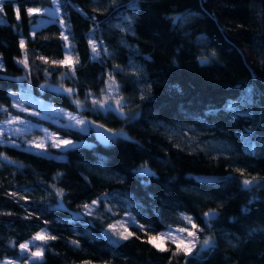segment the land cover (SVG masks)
<instances>
[{"label": "trees", "instance_id": "obj_1", "mask_svg": "<svg viewBox=\"0 0 264 264\" xmlns=\"http://www.w3.org/2000/svg\"><path fill=\"white\" fill-rule=\"evenodd\" d=\"M0 5V105L7 109L0 111V121L13 114L36 117L13 107L30 90L31 100L131 137L101 144L93 129L62 128L50 114L37 119L59 135L89 144L56 157L0 141V153L8 158H0V261L28 259L19 244L46 229L56 239L44 245L42 264H185L183 254L172 256L174 245H168L171 251H159L135 226L129 228L135 236L113 244L104 235L111 236L107 225L127 219L130 211L154 230L153 236L169 226H185L180 213L192 216L203 229L199 239L212 237L215 246L202 252L198 246L200 255L190 264H264V184H242L245 178H264V0H62L64 25L26 12L51 7L53 0H0ZM90 39L99 45L98 54ZM66 43L79 63L74 77L62 79L67 68L50 62L64 59ZM213 52L215 59L200 63ZM25 55L27 69L18 63ZM109 73L126 100L129 119L93 112L91 101L85 100L89 91L99 96ZM44 82L76 93L69 97L40 89ZM246 89L252 90V102L240 111L251 114L234 119L224 106L239 102ZM76 99L85 101V110H77ZM210 106L220 111L210 114ZM137 112L139 117L130 119ZM248 129L254 154L239 135H249ZM145 162L154 176L138 177L133 171ZM198 175L230 176L200 182ZM58 189L63 190L62 201ZM101 194L112 195L92 215L74 219L83 204ZM209 210L218 216L206 221L203 214Z\"/></svg>", "mask_w": 264, "mask_h": 264}, {"label": "snow or ice", "instance_id": "obj_2", "mask_svg": "<svg viewBox=\"0 0 264 264\" xmlns=\"http://www.w3.org/2000/svg\"><path fill=\"white\" fill-rule=\"evenodd\" d=\"M117 0H113V3L115 4ZM62 0H53V9L49 10H42L39 8H32L29 7L26 9L27 14L29 17H32L33 15L40 14L42 11H47L48 15L50 16H56L60 12ZM4 12V8L2 5H0V13ZM16 13V19L20 20V8L17 6L15 8ZM95 19V17H93ZM175 19H181V17H177ZM62 25L65 24L63 20L60 21ZM34 34V33H33ZM62 38L67 42L68 36L64 35V33H61ZM89 44L92 47V51L94 54L97 53V48L99 45L95 42V40L90 39ZM25 41L23 39L20 40V47L21 49H24ZM66 54L64 56L63 60L59 61H51L50 63L53 65H60L65 66L67 68V71L63 72L61 74V78H71L75 76V65L79 63L78 60H73L71 56H69L67 53L72 50V46L68 43L65 44ZM216 58L215 52L211 53V55L208 56H202L200 58L201 64H207L211 60ZM41 60H44L46 63L49 61L46 57H40ZM18 63L22 64L26 69L29 68V63L27 56L25 55L24 59L18 60ZM3 65L0 64V68H2ZM46 75H51L52 73L48 70H45ZM71 74V75H70ZM19 79V78H17ZM42 87H47V85H42ZM58 92H61L69 97L75 95L76 89L74 88H64L63 85H60L59 88L56 89ZM151 92V86L148 88V93ZM251 89H246L241 95V99L239 102L229 101L224 106V111L230 112L233 116V118H237L242 115H250L251 113L247 112H241L240 106L246 105L252 102L251 99ZM9 95L16 97L19 94L17 93H10ZM25 96L29 101H31V95L30 90H26ZM146 98V95L142 91V94L140 96L141 100H144ZM85 100L91 101V108L90 110L93 112H102V113H116L120 118L122 119H129L127 114L124 111V106L126 103V100L124 97L119 95V85L117 84L114 77H112L111 73H109V78L105 82V87L101 89L99 96H97L95 93L89 91L85 93ZM75 105L77 110H85L86 104L85 101L76 99L72 101ZM13 107H16L20 109L21 111L27 112V108H23L21 104H14ZM41 107L47 111H53L56 113L57 118L61 119L66 117V121L60 125V127L68 129V130H74L79 132H87L92 128H95L97 131V136L99 140L104 143L105 145H110L113 142H115L118 138H124V139H131V137H128L127 134L121 129L119 131L113 130V129H106L103 124H97L96 121H87L85 119L80 118L78 114H74L71 112H67L66 110L61 109H54L52 106L48 105H41ZM0 111H7V109L4 108V106L0 105ZM220 111V109H216L214 106H210V114H215L216 112ZM33 116H41L42 113L40 112H34L31 113ZM140 113L137 112L134 116H132L130 119L135 120L139 117ZM29 121H26L19 115L16 116H9V119L0 122V124H3V127H0V137H2L5 134V130H8L9 132L14 133L15 135L19 136L21 135L26 129L17 128V127H10L15 126L17 124H28ZM46 131V139H51L52 143L51 146L55 147L57 149H61V151H67L71 148L78 147L79 145L76 144L71 139H66L63 137H60L56 135L55 133L51 134V136H47V130ZM249 135L244 136L241 135L242 139L245 141L246 150L249 153L254 154V150L256 145L252 143V137H251V129L246 130ZM9 143H11L14 147H18L19 145L16 143L15 140H9ZM28 144L36 149L41 150L40 154H46V148L49 146L45 139H41L39 141H28ZM88 147H92V145H87ZM0 158L7 160L8 158L4 156L2 153H0ZM133 171L137 174L138 177H151L154 176L155 173L152 172V170L148 167L147 162L140 165L138 168L133 169ZM237 172H240L241 175H243L242 169H237ZM60 174L58 173L57 176ZM196 179H203L200 177H197ZM255 177L253 178H245L242 181V184L244 188H249L253 184L256 183ZM141 183L147 184V181L141 180ZM14 195V194H13ZM63 190L58 189L56 191V196L62 201L63 199ZM112 194H101V196L97 197L96 199L92 200L91 203H85L82 207V213H78L74 219H78L81 215H92L94 209L97 208V206L105 200L109 199V196ZM57 207H63L62 203H58ZM131 207V205H129ZM108 211H111V208H107ZM204 217L207 220H214L218 216V212L216 210H209L206 211L204 214ZM125 216L127 219H124L117 224H108L107 230L111 233V236H108L107 233L104 235L113 243L118 244L120 240H127L132 236H135V233L132 231H129L130 227L135 226L138 231L144 232L145 235L149 236L148 243L151 244L153 247L158 249L159 251H171L169 249L168 245H174V251H172V256H179L183 254L185 258V264H190V260L198 258L200 255V252H197L196 249L199 246L200 251L202 252L205 249L213 248L214 241L212 237H205L202 241L199 239L198 233L202 232L203 229L200 228V226L195 222L194 218L190 215H187L185 213L179 214V219L183 222H185V226L183 227H177L173 229L171 226L168 227L167 231L156 233L154 236L150 235L153 229L150 227L146 228L145 225L140 224L135 216L132 215L130 211L125 212ZM113 237H116V239H113ZM50 239H56V237L51 236L47 233L46 229H42L40 232L35 233L30 240L25 241L24 243L19 244V248L22 253L28 254V259L24 261V264H42L43 262V256L44 251L46 250L44 245L46 242ZM36 241H41V244H36ZM72 243L75 246H79V241H72ZM35 248V251H32V248ZM0 264H14L13 261L5 259L4 261H0ZM84 264H90V262H84Z\"/></svg>", "mask_w": 264, "mask_h": 264}, {"label": "rangeland", "instance_id": "obj_3", "mask_svg": "<svg viewBox=\"0 0 264 264\" xmlns=\"http://www.w3.org/2000/svg\"><path fill=\"white\" fill-rule=\"evenodd\" d=\"M36 8H39V9H42V10H49V9H53L54 8V5H52L51 7H36ZM40 14H44V15L52 18V19H56L59 23L62 20V16L59 13L56 16H50V15H48L47 11H42ZM67 54L69 56H71V53L70 52H68ZM0 64H2L1 63V60H0ZM0 69H2V68H0ZM42 85H47V87H42ZM60 85H63V84L44 82V83L41 84L40 89H49V90H52V91H57L56 89L59 88ZM63 87L64 88H70V87H66L64 85H63ZM17 101H18V103L17 102H14V104H20V102H22V101H26V102L32 103L31 107H27V106L24 107V108H27L28 109L27 113H29V115H31V113H34V112H40V113H42V115L41 116H36V117H28L27 115H21V114H13V115H11V116L19 115L20 117H22L26 121H29L30 123H28V124H17L15 126H10V127H17V128H22V129H26V130L21 135H19V136L15 135L12 132H9L8 130H5V134L2 137H0V141L2 143H7V144L12 145L8 141L9 140H15L16 143L19 145L18 147H22L24 149H27V150H31V151H35V152H39L40 153L41 150L36 149V148L30 146L28 144V141H39L41 139H45V142L49 145L46 148V154L55 155L56 157L62 156L63 154H62L61 149H57L55 147H52L51 146V143H52L51 139H46V131L45 130H47V136H49V137L51 136V134L55 133L56 135H58L60 137L73 140L74 142H76L77 145L89 144V141H87L85 139L79 140V139L71 138L69 136L59 135L58 133L54 132L53 130L49 129L44 124H42L37 119V117H43V118H45V117H49L48 115L51 114L53 116H56V118H52V120L57 125L63 124L66 121V119H67L66 117H64L63 119H58L56 113L53 112V111H47V112H45V110L41 107V105H48V104H44L42 102H38V101H35V100L29 101V99H27L25 96L24 97L17 98ZM48 106H52V108H54V109H61V110H63L62 108H59V107H56V106H53V105H48ZM14 108H16V107H14ZM31 116H33V115H31ZM53 116H51V117H53ZM80 118H82V117H80ZM7 119H9V117L1 120L0 122L5 121ZM82 119H84V118H82ZM0 127H3V124H0ZM76 216H77V214H76ZM173 229H175V228H173ZM167 230L168 229L163 230L161 232H164V231H167ZM113 239H116V238L113 237ZM201 241H202V239H201ZM25 260H27V259H25ZM25 260H21V261L16 262V263H18V264H24V261Z\"/></svg>", "mask_w": 264, "mask_h": 264}, {"label": "water", "instance_id": "obj_4", "mask_svg": "<svg viewBox=\"0 0 264 264\" xmlns=\"http://www.w3.org/2000/svg\"><path fill=\"white\" fill-rule=\"evenodd\" d=\"M97 124H100V123H98V122H96ZM104 127L106 128V129H110V128H108L107 126H105L104 125ZM93 129V131H94V137H95V139L97 140V142H99V143H101V144H104V143H102L100 140H99V138H98V136H97V131H96V129L95 128H92ZM228 176H230V175H226V176H218V175H198L197 177H200V178H203V179H196V180H198V181H200V182H215V181H219V180H223V179H225L226 177H228ZM196 177V178H197ZM257 179H256V183L255 184H253L252 186H250V187H256V186H258V185H261V184H264V178H259V177H256ZM208 221H211V220H208Z\"/></svg>", "mask_w": 264, "mask_h": 264}]
</instances>
